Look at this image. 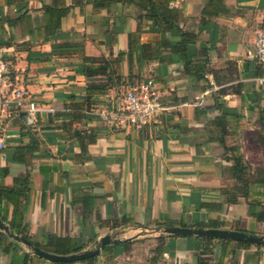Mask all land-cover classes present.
Segmentation results:
<instances>
[{
  "label": "crops",
  "instance_id": "obj_1",
  "mask_svg": "<svg viewBox=\"0 0 264 264\" xmlns=\"http://www.w3.org/2000/svg\"><path fill=\"white\" fill-rule=\"evenodd\" d=\"M140 1L0 0V58L9 80L52 110L39 112L32 126L14 108L0 119V187L30 174V192L19 200L24 233L42 245L49 236L83 242V251L106 235L133 240V248L159 226L264 236V62L251 54L264 30V0H158L188 39V72L173 49H158L150 61L134 52L113 64V83L89 106L84 56L115 60L137 29L139 44L152 50L181 40L175 29L139 24ZM46 8L59 18L54 26ZM146 79L165 108L153 122L131 130L98 117ZM222 113L229 151L214 122ZM31 141L25 163H13V148ZM235 154L249 167L246 187L233 179ZM5 210L10 221L13 205L2 201ZM168 236L153 238L164 237L167 249L157 264H264V246ZM12 241L0 237V264H52ZM103 248L94 264H144L134 251L114 257Z\"/></svg>",
  "mask_w": 264,
  "mask_h": 264
},
{
  "label": "trees",
  "instance_id": "obj_2",
  "mask_svg": "<svg viewBox=\"0 0 264 264\" xmlns=\"http://www.w3.org/2000/svg\"><path fill=\"white\" fill-rule=\"evenodd\" d=\"M139 8L145 11L144 15L137 16V21L140 24L142 21H148L151 23V26L155 28V32H160L164 30H173L177 35L181 37V40L175 44V46H171L168 43L161 42L157 45V48L152 50L150 45H140L139 44V35L140 30L137 29L135 33L128 34V50L126 52H121L118 54L115 60H111L109 58H93L84 56L82 73L83 76L87 80L86 85V96L84 98L85 102L90 106L96 102V98L99 95H103L109 86L113 83V76L116 74L113 64L118 61V59L127 56L130 60L135 52L141 61H150L152 59H157L156 55L158 54V49H173L184 61V71L188 72V65L191 60L192 54L189 53V46L187 44V40L185 38V34L181 31L178 24L174 22V20L167 16L165 11V6L160 3L158 0H141L138 4ZM46 12L49 13V24L54 26L55 20L59 18H55L51 13L50 8H46ZM50 35H54L53 32L49 33ZM105 76V79H98L97 77ZM115 84V83H114ZM226 118L227 114L222 113L220 117L216 118L214 122L221 128L220 138H218L219 144L224 147L225 151H229V149L225 146L224 136H225V127H226ZM93 139L92 141H94ZM34 142H30L25 146H16L13 148L14 155L12 156L13 163L24 164V154L28 153ZM31 146V147H30ZM233 152V149L230 150ZM233 179L243 185L247 186L248 182L246 179V171L249 170V167L245 166L243 163L241 155H233ZM30 184V174L26 172L24 177H16L13 179V186L11 187H0V203L5 201L6 203H10L13 205L12 217L11 220H7V211L0 212V219L2 222L6 223L10 229V231L18 235L20 237L25 238L30 241L34 247H37L43 251L56 254V255H70L82 252L86 248V244L79 241H74L69 238H61L55 236H49L46 239L44 245L38 242H32L31 239L24 233L25 225H23L24 213L20 208V198L26 197L30 192L29 188ZM244 195L246 197L247 192L244 191ZM203 227V226H201ZM0 237L3 239H9V237L2 231H0ZM175 237V236H168ZM189 238V237H188ZM199 241L210 242L213 241L211 238H198L194 237ZM164 237H157L156 240L158 245L151 250L152 256L147 260L148 264H157L160 257L167 250L162 243ZM226 241V240H222ZM15 243L14 241H12ZM135 241L133 240H124L113 245H108L103 248V251L110 250L113 253V256L120 255L122 253H128L131 250L132 244ZM239 245L251 246V244L238 242ZM200 248V247H199ZM27 257V256H26ZM25 257V258H26ZM98 255L78 263L85 264H94ZM52 264H69V263H52ZM73 264V263H72ZM198 264H209L207 261L203 259H199Z\"/></svg>",
  "mask_w": 264,
  "mask_h": 264
},
{
  "label": "built area",
  "instance_id": "obj_3",
  "mask_svg": "<svg viewBox=\"0 0 264 264\" xmlns=\"http://www.w3.org/2000/svg\"><path fill=\"white\" fill-rule=\"evenodd\" d=\"M251 54L257 62H264V30L256 32ZM8 75L9 66L0 58V119L10 108H14L24 115L26 125L32 126L39 112H52L50 109L40 108L21 86L12 84ZM258 83L264 84V78L258 79ZM164 109L153 80L146 79L117 95L112 107L105 108L98 117L110 128L141 130Z\"/></svg>",
  "mask_w": 264,
  "mask_h": 264
},
{
  "label": "water",
  "instance_id": "obj_4",
  "mask_svg": "<svg viewBox=\"0 0 264 264\" xmlns=\"http://www.w3.org/2000/svg\"><path fill=\"white\" fill-rule=\"evenodd\" d=\"M77 135V132H75ZM0 231L4 232L12 240L23 244L29 248L33 254L43 260L51 263H77L92 257L97 256L100 250L108 244H115L120 242L118 239H112L111 236L106 235L96 241L95 248L93 250H86L76 254L70 255H56L46 251H43L37 247H34L32 243L23 237L13 234L9 227L0 219ZM152 232L160 235H171L177 237H198V238H211V239H224L232 240L236 242L248 243L251 245L264 246V236H254L245 234L238 231L213 229V228H187L176 226H159L152 230Z\"/></svg>",
  "mask_w": 264,
  "mask_h": 264
},
{
  "label": "rangeland",
  "instance_id": "obj_5",
  "mask_svg": "<svg viewBox=\"0 0 264 264\" xmlns=\"http://www.w3.org/2000/svg\"><path fill=\"white\" fill-rule=\"evenodd\" d=\"M113 237H116V234H112ZM154 236H157L154 232H149V237H143V239H140L136 246L131 248V252L134 251L133 254H136L140 259H142V262L145 264L147 260L152 256L151 250L154 248L155 244L157 243L153 238ZM94 247L91 246L90 250H93Z\"/></svg>",
  "mask_w": 264,
  "mask_h": 264
}]
</instances>
